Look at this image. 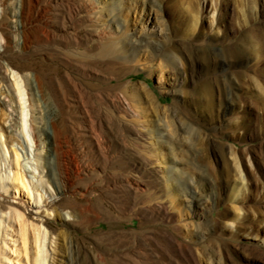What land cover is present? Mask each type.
<instances>
[{
	"label": "rangeland",
	"instance_id": "374dc122",
	"mask_svg": "<svg viewBox=\"0 0 264 264\" xmlns=\"http://www.w3.org/2000/svg\"><path fill=\"white\" fill-rule=\"evenodd\" d=\"M0 22V264H264V0Z\"/></svg>",
	"mask_w": 264,
	"mask_h": 264
},
{
	"label": "bare ground",
	"instance_id": "6f19581e",
	"mask_svg": "<svg viewBox=\"0 0 264 264\" xmlns=\"http://www.w3.org/2000/svg\"><path fill=\"white\" fill-rule=\"evenodd\" d=\"M88 12V11H87ZM94 14V16H95V13H93ZM92 14V15H93ZM97 14V13H96ZM214 14H212V16H213ZM86 16H88V15H86ZM115 16V15H114ZM88 17H90V16H88ZM92 18V17H91ZM95 18H97L96 16H95ZM103 20V19H102ZM110 20V19H109ZM94 21V20H93ZM106 21V20H105ZM95 24V23H94ZM106 24H107V22H106ZM101 25V24H100ZM2 26H3V23L2 22H0V29L2 28ZM106 26V25H105ZM113 26V25H112ZM103 27V26H102ZM95 28V27H94ZM100 29V28H99ZM107 31V30H106ZM100 32V31H99ZM95 34V33H94ZM100 34V33H99ZM103 36H105V35H103ZM112 36V35H111ZM116 36V35H115ZM97 38V37H96ZM99 38V37H98ZM113 38H115L114 36H113ZM117 38V37H116ZM115 38V39H116ZM104 39V38H103ZM107 39V38H106ZM119 38H117L116 40H118ZM99 41H100V39H99ZM107 41V40H106ZM4 43V42H3ZM82 47V46H81ZM102 56V55H101ZM109 67V66H108ZM112 69V68H111ZM109 70V69H108ZM111 72V71H110ZM1 76H3L4 78L6 77V72L4 71V69L3 68H1ZM117 76V75H116ZM112 77V76H111ZM119 78V77H118ZM116 79V78H115ZM4 103H8L9 105H11L12 103L10 102V101H8L7 99H6V96H4V98H0ZM124 104H125V102H124ZM129 105V104H128ZM21 107V106H20ZM129 107V106H128ZM125 108H127V107H125ZM21 109H24V108H22L21 107ZM122 109H123V107H122ZM11 110V117H10V125L8 126V129L12 132V131H14L15 132V126H16V123H17V126L19 125V128L21 127V125H20V123L18 124V115L16 116V110L15 109H10ZM20 114H23V112H20ZM21 118V117H20ZM23 119H25V118H23ZM25 122V121H24ZM26 126V125H25ZM25 128V127H24ZM242 176V175H241ZM245 176V175H244ZM244 176H242V178L244 177ZM241 180V179H240ZM243 180H245V179H243ZM129 184H130V187H131V189L132 190H139L140 188H141V182H139V181H135V182H129ZM245 185H247V184H245ZM247 187V186H246ZM75 189V186H74V184H70V185H65V186H63L59 191H60V193L61 194H68V193H70V192H72L73 190ZM242 191V190H241ZM239 192V191H238ZM238 198V197H237ZM43 249V248H42ZM41 251H43V250H41Z\"/></svg>",
	"mask_w": 264,
	"mask_h": 264
}]
</instances>
